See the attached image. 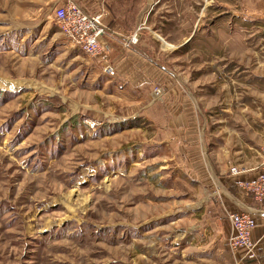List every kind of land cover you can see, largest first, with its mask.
Listing matches in <instances>:
<instances>
[{"label": "rangeland", "instance_id": "obj_1", "mask_svg": "<svg viewBox=\"0 0 264 264\" xmlns=\"http://www.w3.org/2000/svg\"><path fill=\"white\" fill-rule=\"evenodd\" d=\"M68 1L0 0V264H240L209 183L225 167L199 143L212 166L264 159V0H184L182 26L154 15L194 139L153 99L165 82L127 87L65 35Z\"/></svg>", "mask_w": 264, "mask_h": 264}, {"label": "crops", "instance_id": "obj_2", "mask_svg": "<svg viewBox=\"0 0 264 264\" xmlns=\"http://www.w3.org/2000/svg\"><path fill=\"white\" fill-rule=\"evenodd\" d=\"M79 2L89 13L103 14L102 22L110 31L103 36L101 42L107 51L109 62L115 67L116 75L113 78L116 77L127 87L143 90L151 88L153 84L165 82L167 90L163 101L167 102L166 108L173 110V125H181L179 127L194 139L200 123L195 100L190 92L188 94L185 92L182 85L174 83V73L171 74L167 67L154 57L153 47L157 40H161V36L153 32L154 15L157 13L170 15L171 20H175L177 26L179 23L182 26L183 19L179 17L184 14L182 12L184 0H161L155 10H153L155 8L153 0H79ZM163 15L160 16L161 19L165 18ZM165 72L170 74L168 78ZM199 144L204 164L206 163L212 171L216 168L220 171L222 167H225L224 171L218 172L220 174L217 180L215 174L210 172L209 183L213 181L215 185L222 188L218 202L223 207L219 217L223 219L227 246L230 251H234L228 244V237L231 233V222L228 215L232 212L250 211L258 205L253 195L244 191L239 183L255 180L259 174L257 168L264 159H251L234 162V164L220 163L212 166L211 161L205 157V144ZM235 167L239 169V172L234 174L231 169ZM199 168L201 169L200 166ZM255 216L257 223L252 230V238L256 245L255 256L249 258L245 255V250H238L240 264H264V215L256 213Z\"/></svg>", "mask_w": 264, "mask_h": 264}, {"label": "built area", "instance_id": "obj_3", "mask_svg": "<svg viewBox=\"0 0 264 264\" xmlns=\"http://www.w3.org/2000/svg\"><path fill=\"white\" fill-rule=\"evenodd\" d=\"M100 12L89 13L78 2L69 0L67 3L57 5L54 9V16L57 23L70 40L77 44L90 56L101 60L102 70L109 76L116 75L115 67L109 62L107 51L102 44L103 36L108 32L102 22ZM164 88L155 85L152 91L154 100H158L164 95ZM258 177L250 182H241L239 186L248 194H252L258 205L254 209L230 213L228 215L231 222V233L228 244L234 250H245V255L249 258L255 256V242L252 238L253 228L256 226V213L264 215V160L258 166ZM231 172L238 173L237 167Z\"/></svg>", "mask_w": 264, "mask_h": 264}]
</instances>
